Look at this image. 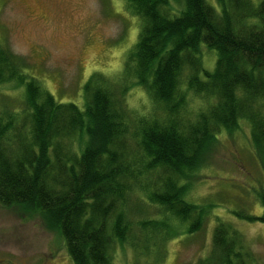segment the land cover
<instances>
[{
  "label": "trees",
  "instance_id": "1",
  "mask_svg": "<svg viewBox=\"0 0 264 264\" xmlns=\"http://www.w3.org/2000/svg\"><path fill=\"white\" fill-rule=\"evenodd\" d=\"M123 3L139 23L126 73L92 71L77 104L25 71L28 58L0 34V84L17 93L0 91V205L39 215L73 264H117L118 246L160 264L179 228L201 230L213 204L189 200L191 177L222 130L247 123L264 168V0ZM202 43L215 52L212 70ZM137 89L140 109L127 97ZM188 91L206 100L193 117ZM259 200L258 216L234 214L264 226V191ZM253 259L246 236L214 215L210 248L194 264Z\"/></svg>",
  "mask_w": 264,
  "mask_h": 264
},
{
  "label": "rangeland",
  "instance_id": "2",
  "mask_svg": "<svg viewBox=\"0 0 264 264\" xmlns=\"http://www.w3.org/2000/svg\"><path fill=\"white\" fill-rule=\"evenodd\" d=\"M207 1L218 8L216 0ZM137 20L126 12L123 0H0V34L4 39L6 36L14 52L28 58L25 71L58 100L76 104L83 100L82 87L92 71L116 76L126 73V56L139 30ZM200 50L205 68L212 70L215 52L204 43ZM11 84H0V91L14 92L17 97ZM188 93L186 111L193 117L206 100ZM127 97L132 107L141 108V90H127ZM249 133L248 124L240 121L232 135L224 130L219 134L207 163L192 174L194 187L189 192V200L213 204L206 209L209 216L194 234L179 228L162 249L165 256L160 264H194L210 248L214 215L231 222L246 236L254 255L249 264H264L263 224L234 214L240 210L258 216L263 210L259 200L264 191L263 162L248 140ZM115 261L153 264L151 259L136 256L129 246L116 247ZM0 264L73 262L63 239L49 231L39 215L29 216L20 206L0 205Z\"/></svg>",
  "mask_w": 264,
  "mask_h": 264
}]
</instances>
